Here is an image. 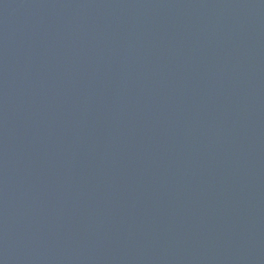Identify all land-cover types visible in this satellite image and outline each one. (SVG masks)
Masks as SVG:
<instances>
[{
	"label": "water",
	"instance_id": "water-1",
	"mask_svg": "<svg viewBox=\"0 0 264 264\" xmlns=\"http://www.w3.org/2000/svg\"><path fill=\"white\" fill-rule=\"evenodd\" d=\"M0 264H264V0H0Z\"/></svg>",
	"mask_w": 264,
	"mask_h": 264
}]
</instances>
